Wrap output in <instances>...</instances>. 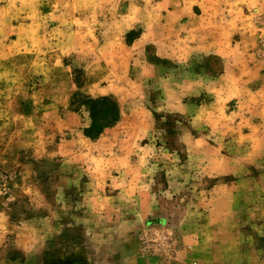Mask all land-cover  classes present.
I'll return each mask as SVG.
<instances>
[{"label": "rangeland", "instance_id": "rangeland-1", "mask_svg": "<svg viewBox=\"0 0 264 264\" xmlns=\"http://www.w3.org/2000/svg\"><path fill=\"white\" fill-rule=\"evenodd\" d=\"M0 264H264V0H0Z\"/></svg>", "mask_w": 264, "mask_h": 264}]
</instances>
